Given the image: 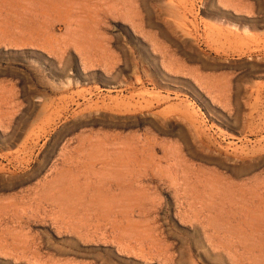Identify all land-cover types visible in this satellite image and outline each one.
Masks as SVG:
<instances>
[{
    "label": "rangeland",
    "instance_id": "1",
    "mask_svg": "<svg viewBox=\"0 0 264 264\" xmlns=\"http://www.w3.org/2000/svg\"><path fill=\"white\" fill-rule=\"evenodd\" d=\"M0 264H264V0H0Z\"/></svg>",
    "mask_w": 264,
    "mask_h": 264
}]
</instances>
